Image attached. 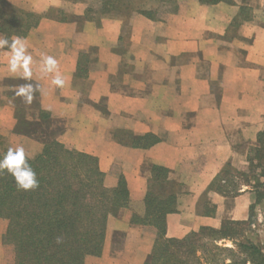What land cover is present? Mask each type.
<instances>
[{"label": "crops", "instance_id": "1", "mask_svg": "<svg viewBox=\"0 0 264 264\" xmlns=\"http://www.w3.org/2000/svg\"><path fill=\"white\" fill-rule=\"evenodd\" d=\"M5 1L39 17L53 15V9L82 17L87 8L75 0ZM146 1L147 9L157 7ZM177 2L178 11L158 21L136 13L127 21L104 17L99 24L41 18L22 37L33 57L31 81L8 71L9 57L0 49V153L23 145L35 158L60 129L61 143L98 159L107 188L117 187L120 176L127 182L129 206L109 217L102 254L86 257L85 264L146 263L157 229L132 219L145 215L157 168L178 186L177 211L166 216L167 239L219 230L227 221L247 222L256 204L248 186L238 187L235 196L211 186L229 165L247 170L264 130V0ZM43 55L58 61L63 88L51 84L52 74L42 75ZM26 82L44 90L31 105L14 95ZM21 123L25 127L18 131ZM146 135L157 142L136 147L134 140ZM205 202L214 213L202 212ZM7 227L1 219L0 264L6 262ZM219 241L204 239L217 246L227 242Z\"/></svg>", "mask_w": 264, "mask_h": 264}, {"label": "trees", "instance_id": "2", "mask_svg": "<svg viewBox=\"0 0 264 264\" xmlns=\"http://www.w3.org/2000/svg\"><path fill=\"white\" fill-rule=\"evenodd\" d=\"M153 1L157 7L147 9L146 0H100L99 9L89 7L82 17L69 15L62 9H53V15L39 17L0 0V33L9 39L13 36L25 37L41 18H53L59 22L100 23L102 17H118L127 21L136 13L158 21L165 6L169 8L166 13L174 14L179 9L177 0ZM199 2L213 6L232 4L233 0ZM244 10L242 7L239 17ZM42 115L43 119L48 118L44 111ZM23 125L19 124L17 130L23 131ZM61 133L60 129L53 130L43 151L29 161L37 173L38 188L18 191L10 175L6 172L0 175V219L8 221L3 242L14 246L15 264H85L86 257L102 254L109 217L116 216L129 206L130 193L125 178L120 176L117 187L107 188L98 159L67 148L58 139ZM134 141L136 147H147L156 143L157 138L146 135ZM258 169L261 171L256 175ZM235 179H243L257 195L247 222L227 221L219 230L203 228L184 239H167L166 216L177 211L178 186L167 181V171L155 169L154 180L145 198V215H135L132 219L133 224L150 225L157 229L152 253L145 264H197L199 242L205 238L234 240L240 235L238 228L251 223L253 212L263 199L259 190L264 187V130L258 133L257 144L248 158L247 170H235L229 165L211 188L224 196H235L239 192ZM167 187L169 191H166ZM202 212L214 213V208H207L205 202ZM58 237L62 238V243H57ZM241 248L249 252L250 260L224 264H264L262 248L255 244H241ZM191 257L197 262H192Z\"/></svg>", "mask_w": 264, "mask_h": 264}, {"label": "clouds", "instance_id": "3", "mask_svg": "<svg viewBox=\"0 0 264 264\" xmlns=\"http://www.w3.org/2000/svg\"><path fill=\"white\" fill-rule=\"evenodd\" d=\"M0 49H5L8 55L7 68L10 73L20 74L25 81L32 79L33 57L27 51L24 38L13 36L11 39L0 37ZM40 71L44 77L52 74L51 84L63 88L65 78L58 70V61L51 55H43L40 60ZM44 94L40 84L26 82L17 87L14 95L22 99L26 105H31L35 94ZM32 157L28 154L23 145L8 147L7 151L0 154V175L5 172L10 175L16 184L18 191H31L39 187L37 173L30 164ZM62 238H57V243H62Z\"/></svg>", "mask_w": 264, "mask_h": 264}, {"label": "rangeland", "instance_id": "4", "mask_svg": "<svg viewBox=\"0 0 264 264\" xmlns=\"http://www.w3.org/2000/svg\"><path fill=\"white\" fill-rule=\"evenodd\" d=\"M81 3H84L87 6V8L92 7L93 9H99L100 7V0H84ZM146 4H148V1ZM165 7L167 8H164V9H169L168 6H165ZM164 12H162L161 14H166V12L165 13ZM102 18L100 19V22ZM59 138L60 136H58V139ZM260 171L261 169H258L255 172L256 175H258ZM234 181L237 184L236 185L237 187L242 186V185L247 186L243 179H235ZM248 187L251 190H253L251 186H248ZM259 192L263 194V199L260 203V204H263L264 203V187L261 188ZM238 230L241 231L239 236L235 237L234 240L225 239L227 240V242L222 243L221 245H218V246H216L214 243L206 244L204 240L199 242L198 245L200 246V249L198 252L201 255L200 256H198L199 254H196V255L197 257H201V258H197L198 259L197 264H224V263H230L232 261L241 262L245 259L250 260L251 256L249 252L244 251V249L241 248V244H247V245L255 244L259 246L260 248H262V250L264 251V206L262 205L258 207L257 205L253 212V218L251 220V223L239 227ZM4 252L6 255L5 264H15L14 246L12 244H7V245L4 244ZM191 261L197 262L192 257H191Z\"/></svg>", "mask_w": 264, "mask_h": 264}]
</instances>
